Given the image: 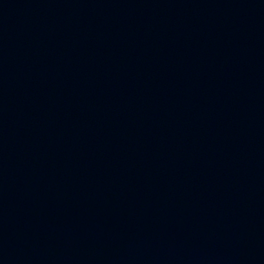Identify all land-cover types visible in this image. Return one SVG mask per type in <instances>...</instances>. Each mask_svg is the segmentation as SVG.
I'll use <instances>...</instances> for the list:
<instances>
[{
  "label": "water",
  "instance_id": "obj_1",
  "mask_svg": "<svg viewBox=\"0 0 264 264\" xmlns=\"http://www.w3.org/2000/svg\"><path fill=\"white\" fill-rule=\"evenodd\" d=\"M0 264H264V0H0Z\"/></svg>",
  "mask_w": 264,
  "mask_h": 264
}]
</instances>
